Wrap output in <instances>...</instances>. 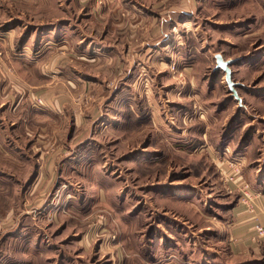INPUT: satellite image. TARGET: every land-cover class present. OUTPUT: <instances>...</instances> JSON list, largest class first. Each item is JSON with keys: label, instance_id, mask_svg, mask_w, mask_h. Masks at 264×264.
I'll return each instance as SVG.
<instances>
[{"label": "rangeland", "instance_id": "rangeland-1", "mask_svg": "<svg viewBox=\"0 0 264 264\" xmlns=\"http://www.w3.org/2000/svg\"><path fill=\"white\" fill-rule=\"evenodd\" d=\"M4 1L10 6V22L13 25L21 23L13 27L20 29L12 39L15 45L29 34L30 26L36 31L40 26L41 31L46 32L42 33L47 35L45 37H53L56 41L52 47L59 46L55 47L59 48L55 52L58 65L51 70L42 65V71L53 77L52 106L59 111L53 110V121L49 116H43L45 121L33 126L25 123L19 131L13 129L11 135L7 126L2 129L1 124L0 129L7 139L3 136L0 139V151L4 145L8 147L7 151L21 147V152L14 155L19 165L15 172L10 171L11 180L7 179L5 184L0 182V264H163L165 260L184 253L191 260L218 255L224 263H229L228 247L225 250L222 246L218 250L222 244H217L211 237L213 228L220 233L216 224L223 226L228 222V217L221 210L225 204L238 201L247 208L250 201L242 203L238 190V193L230 191L232 194H227L230 193L226 186L229 182L225 184L214 160L230 161L231 158L226 152L225 156L214 157L207 153L214 151L212 137L207 145L192 150L191 146L188 147L184 163H176L175 151L169 145V155L155 163L130 160L117 163V159L125 154L110 150L103 152L98 139H95V145L88 146L90 149L84 148L79 145L83 139L81 126L74 135L73 130L70 132V113L83 117L94 109L95 115L100 105L98 96L103 97L105 92L96 85L90 91L80 87L71 91L56 89L63 86L56 83V69L64 72L66 66L74 62L79 67L89 64L77 60L67 33L74 30L85 40H98L101 35L98 17L108 0H0V3ZM117 11L132 23L140 19L127 10ZM158 12L165 15L168 11ZM191 12L192 17H183L187 25L182 23L174 27L170 47L175 50L170 52V56L175 59L165 65V75L173 84L178 82L182 65L196 60L201 69L214 66L210 55L207 56L208 61L194 58L191 54L188 57L179 47H184L188 53L196 47L195 54H200L197 47L202 43L212 47L209 53L219 50L227 59L243 57L242 63L233 69L232 77L240 84L236 88L240 101L226 94L227 86L219 73L215 79L219 87L212 98H218L220 105L218 111L212 113L207 127L219 125V130L223 125V130L226 123L236 120L230 137L231 147L234 149L238 142L251 140L243 145L244 154L237 161L240 176L246 172L249 183L243 182L256 191L250 180H256V176L262 180L264 176V0H197ZM135 13L140 15L139 11ZM11 15L17 18L13 20ZM225 23L233 24L222 25ZM137 24L126 26L133 37L144 29ZM145 28L154 32L156 27L153 24ZM29 39H32L31 33L26 41ZM72 53L76 60L69 58L68 61L66 55L71 56ZM4 69L11 70L10 67ZM148 74L141 71L136 77L132 88L137 92V98H144L147 90H153L152 75ZM106 84L109 88L114 87L113 81ZM50 87L27 89L29 103L42 111L52 108L43 97L51 98ZM61 93L66 96L58 100ZM225 96L231 102L222 107ZM60 101L64 104H57ZM191 103L190 112L185 111L182 118V128L187 129L198 118L206 126L210 106H205L194 96ZM102 137L107 141L112 136L105 133ZM178 177L180 186L177 188L185 189L186 199H171L170 195L162 194L160 185L153 191L150 189L155 181L177 185L172 179ZM184 199L191 202L182 201ZM201 226L211 228L201 230ZM253 230L248 239L258 245L255 254L248 255L241 262L231 260L229 264H264V239L258 241Z\"/></svg>", "mask_w": 264, "mask_h": 264}, {"label": "crops", "instance_id": "crops-1", "mask_svg": "<svg viewBox=\"0 0 264 264\" xmlns=\"http://www.w3.org/2000/svg\"><path fill=\"white\" fill-rule=\"evenodd\" d=\"M196 2L197 0H108L102 11L100 10V16L98 17L99 22L97 24L101 34L98 40H85L83 35H79L74 30L72 33H67V36H69L67 39L69 38L73 50L78 56H76L77 60L89 62V64L85 67H79L78 63L74 62L71 66L67 65L64 72H62L63 69H56V83L57 85L63 84L62 88L56 89L71 91L80 87L90 91L96 85L105 92L103 97L98 96L100 105L96 108L97 113L95 115H93L94 109H91V113L83 117L74 116L70 113V132L73 130L74 135L78 126H81L83 139L79 145L90 149L88 146L95 145L94 141L98 139L100 140L98 142L99 147H103V152L110 150L113 153L125 154L122 158L117 159V163L127 162L126 160L136 163H142L143 161L155 163L160 158L169 155L168 145L175 151L176 163H184L185 155L189 151L188 147L191 146L190 149L192 150L196 149L197 146L207 145L208 139L210 140L211 137L214 151L207 152L206 149L204 151L209 153L210 156H225L223 154L226 152L227 157L230 156L229 158L237 160L244 154L242 151L243 145L251 140L246 139L241 144L238 142L234 149L231 147L230 137L233 134L232 129L236 120L235 122L230 120L226 123L223 130V125H220V132L218 130L219 125L207 127L209 125L208 120L212 118V113L217 112L219 109L218 98H212V94L216 92L215 90H218L219 86L215 84V79L219 73L222 74L224 81L223 72L214 71V66L210 69L208 67L201 69L199 67L201 65L195 60L191 64L182 65L183 68H179L180 77L177 83L171 84L169 77L165 75V65L175 59L170 56V52L175 50V48L170 47L171 35L176 29L174 27L181 26L182 23H184L183 26L188 24L183 21V17H192L191 11L195 8ZM118 9L127 10L134 17L135 15L140 16V19H136L133 23L137 24L136 22L139 21L137 25H142L144 27L143 31H139V34L137 31L136 36L133 37L130 28H126L128 25L133 27V23L127 17H121V11L118 15ZM163 9L168 12L165 15H160L158 11ZM9 10L8 3L5 1L0 3V128L1 124L3 125L2 129L7 126L8 134L11 135L13 129L16 128L19 131L22 125L25 127V123H30L33 126L32 124L45 121L43 116H49V120L53 121V112L58 110L54 108V105L52 106L53 77L42 71V65L44 64L45 69L50 70L53 69V66L58 65V55L55 52L59 48L55 47L59 46L52 47L53 42L56 43V41L53 40V37H45L47 35L42 33L46 32L45 30L41 31L40 26L36 27L37 31L35 27L30 26L29 34L20 39L21 41L15 45L12 39L20 29L13 27L21 23L13 25L10 22L8 17L11 12ZM156 10L157 12H155ZM135 11H139L140 15ZM19 14L21 15V13ZM11 18L15 20L17 17L11 15ZM87 20L93 19L88 18ZM130 22L132 25H130ZM153 24L156 27L154 32H151L149 28H145L147 25ZM232 24L225 23L222 25ZM23 26L26 27V24ZM30 33L32 39L26 41ZM134 38L136 40H133ZM210 48L212 49L211 46L206 47L200 43V46L197 47V52H200V54H195L196 47L191 49L189 46L188 49L192 50L189 53L185 51L184 47H179L188 57L191 54L194 58L200 60L205 58L207 61L208 55H210V59H214V54L220 53L219 50H213L212 53H209ZM221 52L223 58L227 59L228 57L223 54V51ZM66 56H68V61H70L69 58L75 59L73 53L71 54L72 57L69 54ZM177 59L180 60L181 58L178 57ZM238 59L239 62L231 66L232 77L234 76L233 69H236L244 60L243 57ZM5 67H10V72L5 71ZM141 71H145L147 74L151 73L153 90L151 92L147 90L145 96L141 94L144 98H137V92L132 87ZM109 81L114 82L113 88L107 86L106 83ZM63 82H66V85ZM46 85L51 86L49 90L51 98L43 97L45 102L47 101L46 103L50 104L52 108L49 107L50 109H44L47 111H42L43 109L36 108L29 103L26 91L27 89H38ZM226 91V94L230 95L227 87ZM61 94L57 98L58 100L66 96ZM192 96L197 100L200 99L205 106L209 105L210 110L208 111L209 115H206V126L198 118L186 129L182 128L184 126L182 118L186 114L185 111L190 112L191 110ZM62 102L60 101L57 104ZM229 102H231L230 99L225 96V101L222 102L221 106L223 107ZM79 122L82 123L79 124ZM39 126L40 124L37 127ZM105 133L112 136L110 140H102V135ZM2 136L7 139L5 133L0 129V139ZM7 148L2 145L5 154L0 151V176L2 177L0 182H3L1 184L7 183V179L11 180L10 171L15 172L17 165H19L14 155L16 152H21V147H15L8 151ZM247 169L244 170L247 171ZM243 175L234 182L225 183L229 192L236 193L239 184L247 181L246 172ZM37 177L40 178L39 175ZM257 179L256 176V180H250L251 186L256 192L258 191L257 196L250 201V206L246 208L238 201L235 203L228 202L224 205L225 208L222 207L221 209L228 217V222L223 226L220 223L216 224L220 233L214 231L213 227L214 233L212 235L209 231L213 240L217 244H222L218 247V250L222 246L225 250L226 246L228 247L227 256L230 258L228 260L230 262L231 260L241 262V259L255 254L258 247L256 243L248 239L255 224H264V176L262 180ZM175 180L177 185L160 184L159 181H155L150 189L153 191L154 188H158L160 185L163 187L162 194L170 195L171 199L181 200L186 196L185 189L177 188L180 186L178 183L180 181L179 177L172 179V181ZM157 192L160 191L157 190ZM231 192L227 194L231 195ZM185 199L182 201L191 202ZM211 204L214 205V203ZM210 228L208 226L200 227L201 230H210ZM221 259L217 255L191 260L190 256L184 253L183 256L179 255L165 260L163 264L230 263H224ZM240 262L233 264H241Z\"/></svg>", "mask_w": 264, "mask_h": 264}, {"label": "built area", "instance_id": "built-area-1", "mask_svg": "<svg viewBox=\"0 0 264 264\" xmlns=\"http://www.w3.org/2000/svg\"><path fill=\"white\" fill-rule=\"evenodd\" d=\"M187 120L190 119L187 117ZM214 162L216 167L218 168L220 175L224 178L225 183L234 182L237 178L240 177V164L239 161H237L236 159H231L230 161H219L218 159H216L214 160ZM237 190L241 194L240 201L242 203L247 204L249 203V201H252L257 196V192L249 188L248 185L244 182H241L239 184ZM253 232L255 233V238H258V241L264 239V225L256 224L254 226Z\"/></svg>", "mask_w": 264, "mask_h": 264}, {"label": "water", "instance_id": "water-1", "mask_svg": "<svg viewBox=\"0 0 264 264\" xmlns=\"http://www.w3.org/2000/svg\"><path fill=\"white\" fill-rule=\"evenodd\" d=\"M238 62V58L224 59L220 53H216L214 55L213 70L223 72L227 89L236 101H240L236 90V88L239 87L240 84L233 81L231 66L236 65Z\"/></svg>", "mask_w": 264, "mask_h": 264}, {"label": "bare ground", "instance_id": "bare-ground-1", "mask_svg": "<svg viewBox=\"0 0 264 264\" xmlns=\"http://www.w3.org/2000/svg\"><path fill=\"white\" fill-rule=\"evenodd\" d=\"M62 194V193H61Z\"/></svg>", "mask_w": 264, "mask_h": 264}]
</instances>
